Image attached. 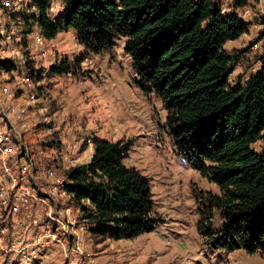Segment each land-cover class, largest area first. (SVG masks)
I'll return each instance as SVG.
<instances>
[{"label":"trees","instance_id":"trees-1","mask_svg":"<svg viewBox=\"0 0 264 264\" xmlns=\"http://www.w3.org/2000/svg\"><path fill=\"white\" fill-rule=\"evenodd\" d=\"M59 1L64 12L53 18ZM249 0H32L45 39L73 30L83 52L52 71L77 72L88 53L112 52L123 39L137 85L160 101L159 127L175 151L218 191L200 190L198 231L213 249L264 255V53L247 78L230 80L236 56L225 44L249 32L234 9ZM29 31L31 24L26 21ZM264 38V29L260 39ZM0 59V70L14 69ZM132 142L95 138L88 163L65 170L64 186L94 235L134 239L165 219L151 181L126 163Z\"/></svg>","mask_w":264,"mask_h":264},{"label":"rangeland","instance_id":"rangeland-1","mask_svg":"<svg viewBox=\"0 0 264 264\" xmlns=\"http://www.w3.org/2000/svg\"><path fill=\"white\" fill-rule=\"evenodd\" d=\"M33 5L32 0H0V59L14 66L0 70V110L9 127L12 108L20 114L15 115L18 120L27 119V111L12 104L6 107L3 96L25 104L31 95L36 97L34 127L27 133L20 127L11 159L22 152L19 139L38 156L33 167L39 177L28 205L14 213L0 203V264H264L258 252L213 249L205 243L198 231L196 194L218 187L175 151L159 127L165 111L153 93L137 85L124 40L112 52L88 53L75 73H55L54 66L73 60L84 48L73 30L54 39L41 38L31 21L35 11L27 12ZM63 9L55 1L50 14L55 18ZM259 19L251 21L249 32L225 44L237 58L230 75L233 84L261 66L264 20ZM43 105H48V122L40 114ZM95 138L132 142L126 163L150 178L156 208L165 219L154 231L122 240L94 235L67 194H51L52 180L46 172L64 174L72 158H79L77 164L89 162ZM253 147L263 152L264 138Z\"/></svg>","mask_w":264,"mask_h":264},{"label":"built area","instance_id":"built-area-1","mask_svg":"<svg viewBox=\"0 0 264 264\" xmlns=\"http://www.w3.org/2000/svg\"><path fill=\"white\" fill-rule=\"evenodd\" d=\"M25 0H17L18 3H22ZM30 11L37 14V8L35 5L27 8V12ZM35 14V15H36ZM252 14V9L250 6L246 5L242 8L239 13L240 19L247 21ZM3 34V30L1 31ZM40 37H44L39 33ZM10 36L6 35L5 44L9 42ZM258 46V43L255 44V47ZM28 83L31 84L28 77H25ZM8 92L7 90H5ZM35 96L31 95V98L28 99L29 106L37 107L38 104ZM43 121L48 122L50 119L48 117V105L40 106L39 109ZM11 112L17 117H20V114L15 108L11 109ZM4 114V113H3ZM0 110V155L2 160V165L0 167V203L9 208L10 211L16 213L20 205H28L30 203V198L34 197L35 194L32 192V185L37 182L39 178L36 168H34L33 154L29 151V146L25 143L20 142V147L22 152L16 155V163L10 164L9 161L16 154L15 153V144L13 142V135L11 130H5L1 128L2 123H4V115ZM79 158H72L69 160L71 166L77 164ZM17 170V172H16ZM46 175L49 179L52 180L51 185V194L63 193L64 186L68 184V179L65 174H59L54 169H50L46 172Z\"/></svg>","mask_w":264,"mask_h":264},{"label":"crops","instance_id":"crops-1","mask_svg":"<svg viewBox=\"0 0 264 264\" xmlns=\"http://www.w3.org/2000/svg\"><path fill=\"white\" fill-rule=\"evenodd\" d=\"M221 4H222L223 12H225V10H228V11L232 10V9L228 8L232 4V0H221ZM247 5L250 6L251 9H252V14H251V16L249 18L250 20L248 19L246 21V22H249V25H248V28H249L251 21H254L256 18L259 19V17H261V19L264 20V0H249ZM252 5H255L256 9H254L252 7ZM226 6H228V7H226ZM241 10H242V8L234 9V11H237L238 13H240ZM254 10H257V11H254ZM63 12H64V9H63ZM261 19H259V20H261ZM248 76H246V77L245 76H238V78H247ZM237 79H235L234 81H237ZM3 99L4 100H1V102H4V105L6 107H7V105L12 104L13 106L16 105V107L18 109L22 107L23 108L22 110L25 109L27 111V114H26L27 119H26V117H25L24 120L23 119L22 120L15 119V114H11L12 116H10L8 118L9 123H10L9 127H12V129H10L11 130L10 132H12V135H13V142L15 141L14 144H16V140L15 139H16V137L19 136V133L21 132V130H19L21 126L25 128V131H26V132L24 131L25 133H27L30 129H32L34 127L32 121L35 120V117H36L35 114H33V110L35 111V107L29 106L28 99L26 100L27 104L22 103V101L18 100L17 98H15V99H7L5 96H3ZM0 107H2V106L0 105ZM26 111H25V113H26ZM16 117H17V115H16ZM4 126H7V129L3 128V125L1 126V128L5 129V130H8L9 127H8V124L6 122L4 123ZM36 158H38L37 155L33 159H36ZM9 163L13 164V163H16V161L13 158V159H11L9 161ZM86 163H88V162H86ZM81 164H84V163H81ZM1 165H2V160H1V155H0V167H1Z\"/></svg>","mask_w":264,"mask_h":264}]
</instances>
